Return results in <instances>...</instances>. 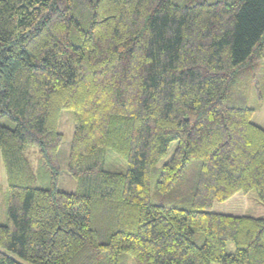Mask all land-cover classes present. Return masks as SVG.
I'll return each mask as SVG.
<instances>
[{
  "label": "trees",
  "instance_id": "trees-1",
  "mask_svg": "<svg viewBox=\"0 0 264 264\" xmlns=\"http://www.w3.org/2000/svg\"><path fill=\"white\" fill-rule=\"evenodd\" d=\"M261 67L264 0H0V247L31 264H264V217L212 210L264 203ZM64 109L76 192L57 186ZM28 145L47 186L24 180ZM0 264L22 263L0 249Z\"/></svg>",
  "mask_w": 264,
  "mask_h": 264
},
{
  "label": "rangeland",
  "instance_id": "rangeland-1",
  "mask_svg": "<svg viewBox=\"0 0 264 264\" xmlns=\"http://www.w3.org/2000/svg\"><path fill=\"white\" fill-rule=\"evenodd\" d=\"M262 62L259 64L261 65ZM264 69V68H263ZM255 71H252V75H255ZM259 75L262 76L264 73L262 67L259 68ZM256 73V74H257ZM252 79V77H251ZM264 80V78H263ZM255 78L253 76V81H250L249 87L247 88L248 94V105L254 108L251 121L260 127L264 128V82L261 80L258 85L254 84ZM74 128L73 112L69 109H64L60 113L58 129L63 134V139L59 146V167L60 173L57 182V186L61 190L76 192L77 183L74 178H72L67 172V155L69 152V146L72 138ZM176 146V141H172L168 148L166 154L161 157L156 163L155 167H160L172 154ZM24 155L27 157L28 162L31 167L30 178L24 179L29 185L41 187L47 186L49 180L46 177H42V170L40 166V158L37 148L34 146H26L23 150ZM156 174L153 172L151 175V187H153L155 182ZM22 180V179H21ZM24 182V181H23ZM9 179L7 176V170L5 161L3 159L2 151L0 149V223H5L7 218V188ZM212 210L231 213V214H248L255 217H264V203L258 198L255 190H249L246 193L237 192L232 197L225 201H215L212 206ZM0 249L18 262L22 264H31L30 262L22 259L17 254L9 252L4 248ZM234 244L232 242L227 243V251H233ZM211 264H220L217 261L211 262Z\"/></svg>",
  "mask_w": 264,
  "mask_h": 264
}]
</instances>
